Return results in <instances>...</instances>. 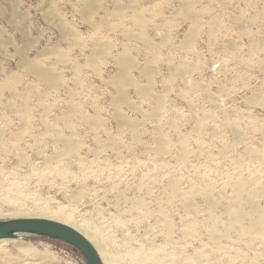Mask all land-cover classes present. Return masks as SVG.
<instances>
[{
  "label": "rangeland",
  "instance_id": "1",
  "mask_svg": "<svg viewBox=\"0 0 264 264\" xmlns=\"http://www.w3.org/2000/svg\"><path fill=\"white\" fill-rule=\"evenodd\" d=\"M32 215L114 264H264V0H0V221Z\"/></svg>",
  "mask_w": 264,
  "mask_h": 264
},
{
  "label": "water",
  "instance_id": "2",
  "mask_svg": "<svg viewBox=\"0 0 264 264\" xmlns=\"http://www.w3.org/2000/svg\"><path fill=\"white\" fill-rule=\"evenodd\" d=\"M22 234L52 238L77 248L88 264H104L94 245L76 229L47 219L14 218L0 221V240Z\"/></svg>",
  "mask_w": 264,
  "mask_h": 264
},
{
  "label": "bare ground",
  "instance_id": "3",
  "mask_svg": "<svg viewBox=\"0 0 264 264\" xmlns=\"http://www.w3.org/2000/svg\"><path fill=\"white\" fill-rule=\"evenodd\" d=\"M20 218H24V219H47V220H51V221H55L58 223H62L65 225H68L74 229H76L78 232H80L82 235H84L93 245L94 247L97 249L100 257L102 258V261L104 262V264H114L113 259L111 257V255L109 254L106 246L97 240L96 237H94V235L90 234L85 228H83L82 226L68 220L62 217H44V216H25V217H20ZM1 241H5L3 239L0 240V243H2Z\"/></svg>",
  "mask_w": 264,
  "mask_h": 264
}]
</instances>
